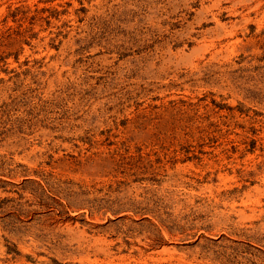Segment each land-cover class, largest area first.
Returning a JSON list of instances; mask_svg holds the SVG:
<instances>
[{"label": "rangeland", "instance_id": "obj_1", "mask_svg": "<svg viewBox=\"0 0 264 264\" xmlns=\"http://www.w3.org/2000/svg\"><path fill=\"white\" fill-rule=\"evenodd\" d=\"M0 264H264V0H0Z\"/></svg>", "mask_w": 264, "mask_h": 264}]
</instances>
